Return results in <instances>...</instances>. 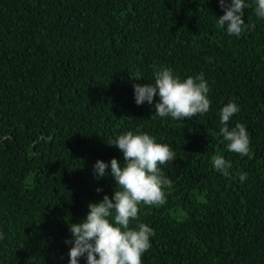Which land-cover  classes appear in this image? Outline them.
Instances as JSON below:
<instances>
[{
	"label": "trees",
	"instance_id": "obj_1",
	"mask_svg": "<svg viewBox=\"0 0 264 264\" xmlns=\"http://www.w3.org/2000/svg\"><path fill=\"white\" fill-rule=\"evenodd\" d=\"M223 14L218 0H0V264H68V226L114 194L93 165H123L107 143L129 131L176 159L161 166L166 203L130 223L154 230L142 264H264V19L245 8L237 37L217 26ZM161 68L203 73L210 110L180 122L155 115L158 97L137 106L133 84ZM229 102L252 158L219 135Z\"/></svg>",
	"mask_w": 264,
	"mask_h": 264
},
{
	"label": "clouds",
	"instance_id": "obj_2",
	"mask_svg": "<svg viewBox=\"0 0 264 264\" xmlns=\"http://www.w3.org/2000/svg\"><path fill=\"white\" fill-rule=\"evenodd\" d=\"M218 2L224 14L216 18V23L229 36L239 37L250 27L243 19L245 8L252 7L254 15L264 19V0H251V4L245 0ZM133 91L137 106L145 102L152 105L153 98L158 97L155 115L180 122L206 114L211 106L209 86L203 73L182 81L174 77L171 69L161 68L155 73L154 84L134 83ZM239 111L232 102L221 108L219 135L227 142L229 152L252 158L246 126L241 123L231 129L228 126ZM107 145L123 154L124 163L121 165L115 158L109 163L97 160L93 175L102 179L110 174L115 182L114 194L111 199L105 195L102 201L89 203L85 219L68 226L72 236L71 240L64 241L71 245L68 264H78L81 257L86 258V264H142L143 254L151 248L150 237L154 230L143 223L132 228L130 223L138 220L141 204L158 207L166 203L163 189L171 187V181L164 176L161 166L176 160L175 152L168 145L155 142L146 133L134 135L131 131L110 140ZM211 163L217 172L230 176L232 166L222 156H213ZM239 179L244 182L247 174L240 173ZM96 191L99 193L102 189Z\"/></svg>",
	"mask_w": 264,
	"mask_h": 264
}]
</instances>
